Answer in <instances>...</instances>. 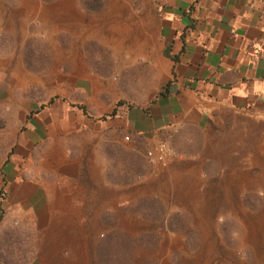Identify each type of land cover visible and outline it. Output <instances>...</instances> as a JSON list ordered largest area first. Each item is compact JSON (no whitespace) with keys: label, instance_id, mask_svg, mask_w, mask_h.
<instances>
[{"label":"rangeland","instance_id":"obj_1","mask_svg":"<svg viewBox=\"0 0 264 264\" xmlns=\"http://www.w3.org/2000/svg\"><path fill=\"white\" fill-rule=\"evenodd\" d=\"M64 1L0 0V264H264V107L232 106L196 163L172 159L161 138L144 137L135 157L133 125L157 123L140 121L165 90L151 68L164 36L140 22L160 25L161 11L154 0ZM118 138L130 144L121 152ZM55 169L80 184L57 197L80 210H51L48 193L22 211L5 205L22 183L46 180L49 192Z\"/></svg>","mask_w":264,"mask_h":264},{"label":"crops","instance_id":"obj_2","mask_svg":"<svg viewBox=\"0 0 264 264\" xmlns=\"http://www.w3.org/2000/svg\"><path fill=\"white\" fill-rule=\"evenodd\" d=\"M153 3L161 11L160 25L155 17L145 18L140 25L158 29L154 33L161 30L164 36L162 42L158 46L156 44L153 54L158 56L157 47L162 45L165 55L159 62L160 68L153 64L151 68L154 69L153 75L157 76V86L164 84L169 89L160 91L154 102L151 101L149 110L143 111L148 114L145 119L140 121L138 118L142 113L128 110L124 118L127 120L129 117V121L134 119L148 123L151 115L158 119L153 127H144L138 122L133 125L132 130L137 134L132 136L135 139L132 153L135 157L142 154L138 146H145L144 137L147 138V145L161 138L172 147V159L182 157L183 162L196 163L197 145L208 140L215 125L223 127L225 123H230L229 116L234 113L232 106L264 107V0H154ZM127 16L129 19L133 16L130 8L127 9ZM117 24L107 28L111 32L107 34L108 38L118 37ZM148 94L158 93L149 90ZM80 110L87 119L90 118L87 111ZM235 118L242 121L239 115ZM87 125L90 126L89 122ZM117 140L119 152L130 145L126 140ZM103 161L101 172H104L108 162ZM175 162L170 163L171 169H174ZM184 171L191 174V169ZM51 179L50 184L54 187L49 192L43 190L46 180H35L32 186L26 184L28 182L22 183L8 191L5 205L10 206L11 211H22L35 204L31 201L41 202L39 196L42 194H51L54 196L49 203L51 210L67 204L72 211L80 210L81 203H76L77 199L68 203L57 198L64 196V190L70 184L74 186L71 195L77 196L80 184L73 182L76 181L74 178L71 183L69 176L61 177L56 169L51 173ZM61 181L65 186L58 189ZM68 193L70 190L66 189L65 194ZM0 214L1 221L4 218L3 213ZM5 220L10 221L8 217ZM5 226L7 231L9 226Z\"/></svg>","mask_w":264,"mask_h":264},{"label":"built area","instance_id":"obj_3","mask_svg":"<svg viewBox=\"0 0 264 264\" xmlns=\"http://www.w3.org/2000/svg\"><path fill=\"white\" fill-rule=\"evenodd\" d=\"M170 155V150L164 142H159L156 146L155 162L165 164V159Z\"/></svg>","mask_w":264,"mask_h":264},{"label":"bare ground","instance_id":"obj_4","mask_svg":"<svg viewBox=\"0 0 264 264\" xmlns=\"http://www.w3.org/2000/svg\"><path fill=\"white\" fill-rule=\"evenodd\" d=\"M64 1V0H63ZM24 2H25V0H24ZM65 2V1H64ZM56 3V2H55ZM54 3V4H55ZM61 4V3H60ZM27 5V4H26ZM50 5V4H49ZM28 6V5H27ZM42 6V5H41ZM37 7V6H36ZM56 7V6H55ZM67 7H68V5H67ZM29 8V7H28ZM38 8H40V7H38ZM43 9V8H42ZM59 9V8H58ZM56 10V9H55ZM53 11V10H52ZM144 23V22H143ZM254 221V220H253ZM256 221V220H255ZM262 221V220H261ZM260 222V221H259ZM245 223V222H244ZM248 223V222H247ZM250 223V222H249ZM257 223V222H256ZM264 226V225H263ZM252 231H253V229H252ZM259 233V232H258ZM247 234V233H246ZM252 235V234H251ZM256 235V234H255ZM254 239V238H253ZM256 248V247H255ZM256 250V249H255ZM264 251V250H263ZM258 252V251H257ZM262 259H263V257H262ZM263 261H264V259H263Z\"/></svg>","mask_w":264,"mask_h":264},{"label":"trees","instance_id":"obj_5","mask_svg":"<svg viewBox=\"0 0 264 264\" xmlns=\"http://www.w3.org/2000/svg\"><path fill=\"white\" fill-rule=\"evenodd\" d=\"M164 88H165V91H164V92H166L167 86L165 85ZM163 95H164V94H163ZM80 108L83 110V112H86V110L84 109L83 106H80ZM0 217H1V214H0Z\"/></svg>","mask_w":264,"mask_h":264}]
</instances>
